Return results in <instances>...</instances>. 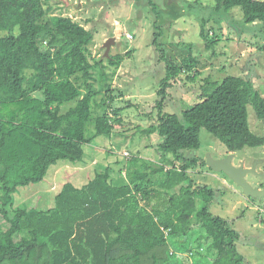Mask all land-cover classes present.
Here are the masks:
<instances>
[{
	"label": "trees",
	"instance_id": "trees-1",
	"mask_svg": "<svg viewBox=\"0 0 264 264\" xmlns=\"http://www.w3.org/2000/svg\"><path fill=\"white\" fill-rule=\"evenodd\" d=\"M51 1L0 0V264H246L239 232L211 212L215 191L195 188L189 174L207 167V160L182 152L201 148L203 130L229 154L264 146L249 123V107L264 120V96L241 76L208 78L200 102L168 112L181 75L196 82L198 60L187 46L178 65L158 24L153 43L165 76L157 93L158 120L143 132L161 139L159 162L124 156V184L107 166L82 187L65 183L46 210L37 203L17 207L21 189L37 191L61 162L86 165V147L111 138L126 110L113 105V83L132 53L95 57L93 30L54 15ZM147 1L158 19L154 0ZM235 8L246 25L264 27V0H215L213 12ZM214 19L201 23L208 48L223 35L221 28L208 27Z\"/></svg>",
	"mask_w": 264,
	"mask_h": 264
},
{
	"label": "rangeland",
	"instance_id": "rangeland-1",
	"mask_svg": "<svg viewBox=\"0 0 264 264\" xmlns=\"http://www.w3.org/2000/svg\"><path fill=\"white\" fill-rule=\"evenodd\" d=\"M148 3L147 0L51 1L54 15L72 17L93 30L95 57L106 56L105 45L113 38L115 43L110 45L109 55L132 53L118 70L113 83L115 96L118 97L113 105L126 110L120 116L122 124L117 125L111 138L101 137L86 147V165L61 162L51 169L42 183L37 184L40 186L37 191L21 189V194L16 195L17 207L37 203L40 210H46L54 205L55 196L65 183L82 187L96 172L107 166L112 168L116 183L124 184L128 182L126 173L122 175V169L126 168L124 156L134 158L139 155L149 162H159L158 145L161 139L157 134L148 136L143 132L158 120L155 109L157 93L165 76V65L160 63L153 43L156 24L163 30L162 42L168 56L177 58L178 65L188 56L187 46H193V56L198 60L196 82L187 81V76L181 75L182 80H177L170 92L168 112L180 113L200 102V88L208 78L222 81L229 76H241L251 80L264 96V27L246 25L239 8L232 9L228 14L214 13L215 0H154L158 19ZM189 3L195 6L192 11H188ZM212 15L215 19L210 20L208 27L215 26L217 31L221 28L223 35L217 38L219 40L214 48H208L200 37L201 23ZM50 17L47 19L50 20ZM213 33H210L211 37ZM249 123L255 134L264 137V120L257 117L252 107H249ZM182 155L201 160L210 155L214 160H223L231 154L226 152L218 139L203 130L201 148L183 151ZM233 156L235 166L240 162L246 168L257 165V172L264 174V146L246 149ZM189 174L195 188L209 186L215 191L211 212L228 220L239 232L237 247L246 264H264V202L246 198L243 190L232 180L208 166H198ZM247 181L255 188L264 185V178L253 174L247 176ZM193 247L197 248V244L194 243ZM188 257L193 259L191 253ZM201 260V263L206 261Z\"/></svg>",
	"mask_w": 264,
	"mask_h": 264
},
{
	"label": "water",
	"instance_id": "water-1",
	"mask_svg": "<svg viewBox=\"0 0 264 264\" xmlns=\"http://www.w3.org/2000/svg\"><path fill=\"white\" fill-rule=\"evenodd\" d=\"M115 43V38L111 39L106 43V56L109 55L110 45ZM233 154L229 155L223 160H214L210 155L207 156V166L216 173L225 174L230 180H232L236 186L240 187L243 190L244 196L246 198H252L258 201L264 199V188L253 187L248 181L247 176L249 174L256 175L260 178H264V174H259L257 172V165L252 166L251 168H246L245 164H241L239 167L233 164Z\"/></svg>",
	"mask_w": 264,
	"mask_h": 264
},
{
	"label": "flooded vegetation",
	"instance_id": "flooded-vegetation-1",
	"mask_svg": "<svg viewBox=\"0 0 264 264\" xmlns=\"http://www.w3.org/2000/svg\"><path fill=\"white\" fill-rule=\"evenodd\" d=\"M241 164H243V162H240V164L237 165V167H239ZM252 166L248 167V168H251Z\"/></svg>",
	"mask_w": 264,
	"mask_h": 264
}]
</instances>
